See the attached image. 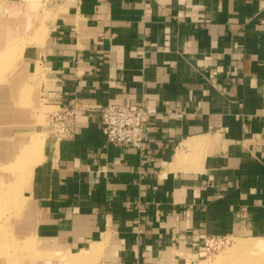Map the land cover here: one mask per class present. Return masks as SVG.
Here are the masks:
<instances>
[{"label":"crops","instance_id":"crops-1","mask_svg":"<svg viewBox=\"0 0 264 264\" xmlns=\"http://www.w3.org/2000/svg\"><path fill=\"white\" fill-rule=\"evenodd\" d=\"M33 3L38 35L23 17L0 52L21 45L23 70L39 62L49 101L75 115L71 137L20 135L44 142L17 238L67 255L103 241L101 264H179L206 237L264 236V0ZM117 102L156 109L142 153L105 141L97 111Z\"/></svg>","mask_w":264,"mask_h":264},{"label":"rangeland","instance_id":"rangeland-1","mask_svg":"<svg viewBox=\"0 0 264 264\" xmlns=\"http://www.w3.org/2000/svg\"><path fill=\"white\" fill-rule=\"evenodd\" d=\"M21 2L32 6L28 16L17 11ZM33 2L34 0H0V31L14 27V39L22 40L20 27L23 17H28L33 23L41 21L39 5L35 7ZM37 22L28 29L29 33L33 31L38 35L39 30H35L33 26ZM27 41L28 38L25 42ZM20 49L21 45L13 44L0 52V264H101L102 256L99 251L103 248V241L93 243L90 249H82L80 253L67 255L63 252L39 251L41 249H37L35 239L17 238L19 231H16L15 217H19L17 215L22 212V201L17 196L30 183L33 167L41 159L44 142V135L40 132L29 136L20 135L34 130H44L45 136L51 133L53 128L50 125V115L57 109L48 99L47 88L42 85L43 81L46 83V79L39 62L35 65L33 75L26 68L24 70L28 73L24 74L30 76L23 77ZM8 138L14 139L7 140ZM8 141L11 142L7 143ZM18 152H22V155ZM10 179L14 180L9 183ZM22 193L23 190L20 196ZM220 238L218 245H212L208 249L204 245L202 252L185 254L186 260L179 264H230L244 255L250 260L244 261L245 263L241 261V264L264 263V252L241 251L242 255L239 254V257L240 251L235 249L238 243L264 240V236L235 233Z\"/></svg>","mask_w":264,"mask_h":264},{"label":"built area","instance_id":"built-area-1","mask_svg":"<svg viewBox=\"0 0 264 264\" xmlns=\"http://www.w3.org/2000/svg\"><path fill=\"white\" fill-rule=\"evenodd\" d=\"M100 128L105 141L113 145L129 147L140 153L145 150L150 117L156 109L145 103H109L98 109ZM171 114V111H168ZM75 109L58 106L50 115L51 132L57 138L71 137L73 134ZM221 238L206 237V249L218 245Z\"/></svg>","mask_w":264,"mask_h":264},{"label":"bare ground","instance_id":"bare-ground-1","mask_svg":"<svg viewBox=\"0 0 264 264\" xmlns=\"http://www.w3.org/2000/svg\"><path fill=\"white\" fill-rule=\"evenodd\" d=\"M236 244V243H235ZM234 244V246H235ZM237 250H239L240 252L238 253V256L239 254H241V251H244V253H247V251L251 252V250H256L254 252H264V240L263 239H257V240H251V241H244V242H241V243H238L236 246H235ZM237 252V251H236ZM243 253V252H242ZM253 253V252H252ZM236 254V253H235ZM245 256V255H244ZM242 256V257H244ZM235 257V256H234ZM240 257V256H239ZM242 257L241 258H238V259H235V262H230V264H241V261H243L242 263H245L244 261L246 260H250L248 257H244L245 259L242 260ZM250 257V256H249ZM256 257V256H255ZM263 259V258H262ZM216 259H214L213 261H215ZM252 260V259H251ZM256 260V259H255ZM232 261V260H231ZM262 261V260H261ZM216 262V261H215ZM255 262V261H254ZM251 263V262H250ZM249 263V264H250ZM247 264V263H246ZM253 264V263H252ZM256 264H259V263H256ZM261 264V263H260ZM264 264V263H263Z\"/></svg>","mask_w":264,"mask_h":264}]
</instances>
